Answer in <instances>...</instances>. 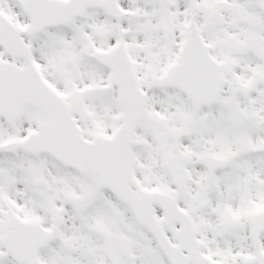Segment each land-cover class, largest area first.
<instances>
[{"label": "snow or ice", "instance_id": "snow-or-ice-1", "mask_svg": "<svg viewBox=\"0 0 264 264\" xmlns=\"http://www.w3.org/2000/svg\"><path fill=\"white\" fill-rule=\"evenodd\" d=\"M0 264H264V0H0Z\"/></svg>", "mask_w": 264, "mask_h": 264}]
</instances>
